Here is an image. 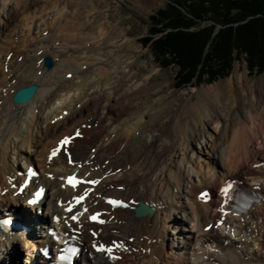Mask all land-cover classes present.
<instances>
[{
	"label": "bare ground",
	"instance_id": "1",
	"mask_svg": "<svg viewBox=\"0 0 264 264\" xmlns=\"http://www.w3.org/2000/svg\"><path fill=\"white\" fill-rule=\"evenodd\" d=\"M1 1L3 15L7 16L0 18V126L5 125L0 140V190L6 189V196L1 198L5 206L14 211L26 202L23 197L33 187L25 186L22 194L12 187L18 185L19 179L14 178V168L7 161L10 147L22 162L38 166L36 186L43 187L47 197L49 191H54L50 204L53 214L70 216L56 206L58 200L64 201L72 192L61 189L58 178L63 175L59 171L69 174L78 170L89 180H99L85 200V206L99 219L89 224L87 215L79 218L80 238L88 243L102 241L120 252V260L114 264H264V199L248 212L234 215L219 209L220 201L214 193H210L207 203L196 198L201 190L234 176L249 180L264 194V168L258 166L264 159V73L255 89L244 79L247 96L240 97L236 89L229 96L225 94L228 84L219 83L216 93L200 89L194 103L174 99L163 104L161 98L155 106L134 111L132 105L136 100L158 90L148 87L151 75L145 76L144 70L137 73L133 61H118L125 49L136 48L127 40L122 41L129 31H122V38L115 35L118 29L110 26L108 0ZM143 1L151 6L157 3ZM38 3L39 7L33 8ZM22 14L24 18H18ZM56 43L70 45L72 49L68 53L57 52L61 58L51 69L54 80H47L49 89L42 93L38 87L31 101L13 105L11 96L18 88L43 82L44 73L51 72L41 66V61L55 54L48 45ZM95 52L105 55L106 60L87 58ZM92 73L95 78L89 79ZM67 74L71 80L64 78ZM75 79H80V83ZM221 94L223 97H219ZM219 102L223 115L216 112ZM8 103L13 105V112L7 109ZM225 103L231 110L226 111ZM188 113L191 120L185 116ZM28 114L30 119L23 127ZM96 122L98 133L92 131V136L74 138L55 159L49 160L48 155L58 148L64 136L88 134ZM209 139H213L211 143ZM26 145L33 149L30 155L23 152ZM192 147L207 157L206 150H210L213 163L201 162V156H195ZM63 151L72 154V165L66 164ZM214 164L219 169L210 174ZM132 167H137V174L131 175ZM203 170L212 179L206 178ZM117 186H122V190L118 191ZM87 189L84 186L79 191ZM110 196L132 199L136 204L110 212L103 204ZM140 201L153 208L151 216H133V207ZM104 212L106 215L102 216ZM68 222L73 225L72 220ZM207 225L211 227L204 232ZM169 228L178 231L177 244L166 238ZM91 229L97 231V239L88 234ZM22 242L25 247L26 241ZM13 244L10 240L0 242V259L5 263H39L34 244L27 260L21 259L20 251L11 255L9 248H14ZM165 249L170 251L167 256ZM14 255L15 259H9ZM82 260L85 264H110L90 247Z\"/></svg>",
	"mask_w": 264,
	"mask_h": 264
},
{
	"label": "trees",
	"instance_id": "2",
	"mask_svg": "<svg viewBox=\"0 0 264 264\" xmlns=\"http://www.w3.org/2000/svg\"><path fill=\"white\" fill-rule=\"evenodd\" d=\"M156 15L144 44L170 57L162 66L175 62L178 87L227 77L234 51L264 70V0H174Z\"/></svg>",
	"mask_w": 264,
	"mask_h": 264
},
{
	"label": "rangeland",
	"instance_id": "3",
	"mask_svg": "<svg viewBox=\"0 0 264 264\" xmlns=\"http://www.w3.org/2000/svg\"><path fill=\"white\" fill-rule=\"evenodd\" d=\"M13 1L14 0H10V2H13ZM156 1H157L156 5L151 6L143 0H108L109 5L111 3L109 14H110V16H111L110 18H112V20L110 21V26H111V28L113 27L112 29H114V30L118 29L117 30L118 32L115 35L120 36V38H122L123 34L120 35L121 32L122 31H127V32L129 31L128 36L123 38L122 41L127 40V42L129 43L130 46H133L136 48V49L132 48V50H135V52L132 55L129 54L132 50L125 49V52L122 53V55H124V56L121 57V59H119L118 61H123V62L126 61L127 63L133 61L134 62L133 63L134 69L136 70L137 73L140 74L141 71L144 70V72H146L145 76L151 75V78L149 79V82H148V87L149 88L157 87L156 90H158L157 93L154 95L149 94L147 96L140 98L139 100H136L137 102L135 101L134 104L132 105V109L134 111H140V110H142L148 106L150 107L151 105L155 106L154 104L157 101H159L161 98H163V104L170 102L171 100H174V99L184 101V104L194 103L196 101L197 92L200 89H202V88L207 89L208 88L211 90V93H216V92H218L216 84H219V83H227L228 84V87L225 90V94H229V96H233L235 89L237 90V94H239L240 97L248 95V91L242 85L244 83V79H246L247 84H249L250 86L253 87V89H255V86L258 82V79H259L260 75L264 73V70L261 72H258L256 70V68H254L253 70H249L247 67L246 61L244 59L245 55L242 54V55L238 56V54L235 51L233 53L234 60L232 62V67H231L229 75L227 77L219 78L213 82L207 81V80H205L206 78L205 79L203 78V80L199 84L196 83L195 78H194L186 86L178 87L177 77H176V73L178 72V66L175 64V62L171 61V63L167 67L162 66L161 61L169 60L170 57L169 56H162L159 53L155 54V53H153V50L148 47V44L147 45L144 44V39L150 37L151 29L154 27V24L152 22L153 21L152 17H154V16L156 17L157 16L156 14L159 10H164V8L167 7V4L169 2H173L174 0H156ZM180 2L182 3V1H180ZM3 5L4 4L1 1L0 2V18L1 17H4V18L7 17L6 15H3L4 14ZM38 5H39V3L33 5L34 6L33 8L37 7ZM183 6H184L185 10L189 9L185 4H183ZM99 10H101V8H99ZM21 16L24 18V14H22L20 16L18 15V18H20ZM113 17L116 19L113 20ZM12 20L13 19H11V21ZM18 20H16V22ZM9 22H10V20L8 21V23ZM119 23H121V25H119ZM204 24L205 23H201L200 25L203 26ZM194 28H192V29H194ZM85 34H87V32ZM0 37H1V34H0ZM48 48L50 51L52 50L55 52V54H53V55L50 54V56H49L53 60V63L55 65L59 64V61L61 58L60 56L57 55V52L63 54L66 52L68 53L72 49L70 45L66 46V44H58V43L54 44L53 46H52V44H49ZM102 55H103L102 53H100V55H99L98 52H95V53H93V55L87 56V58L89 57L90 60L95 59L98 61L99 60L105 61L106 60L105 55H103V56ZM129 57H131L132 60H128L127 58H129ZM110 65H112V64H109L108 66H110ZM108 66H106V69L109 68ZM84 67L85 66H83L82 68L85 69ZM52 71H54V69L51 70V72L44 73V77H43L44 81L43 82L41 81L42 83L37 82L39 84V87L43 90L42 93H45L46 90L49 89L50 84H48L47 80L48 79L54 80V78H53L54 74ZM95 75L93 73L90 74L89 79H92V78L94 79ZM61 76H62V74H61ZM237 76L239 78H237ZM243 76H245V77L243 78ZM64 78L67 80H71V78H68V74L65 75ZM75 80L77 81V83H80V79H75ZM222 95L223 94H221V96H219V97H223ZM219 105H220V102L216 104V106H218V107H216V112L219 115H223V110L221 111L222 108ZM12 106L13 105L11 103L10 104L8 103V105H7V109L10 112H13ZM225 108H226V111H228V110H231L232 107L229 106L227 103H225ZM30 116L31 115L28 114L27 117L24 119L25 121L23 123V127L26 126V123L29 121ZM185 116L188 117L189 120L192 119L191 118L192 115L189 113L185 114ZM43 119H44V117L42 118V120ZM3 122H5V121H3ZM4 126H5L4 124L2 125V127L0 126V130H1L0 131V133H1L0 139L3 138V133L5 132ZM98 126H99V123L94 125L93 127H91L88 130L90 132V134L88 136H92L95 133H98L99 132ZM213 126H215V124ZM94 129H96V130H94ZM34 131H35V129H34ZM92 131H94L95 133H93ZM139 132H140V130H139ZM139 132L138 131L135 132V136H138ZM213 138H215V134H213ZM212 140L213 139H209L208 142L211 143ZM182 144L185 145V142L182 141ZM193 150L195 152V156L197 154H199V153H197L198 149L196 147H194ZM7 151L8 152H7L6 157H7V161H9L8 164L12 165L14 170H18L16 172L22 171L23 168L25 167L24 162H22L23 160L20 158H17V156L14 155L13 152L11 151L10 147L8 148ZM32 151H33V149L28 145L23 147V152L25 154H29V153L31 154ZM206 151L210 157L209 156L207 157L206 155H203V154H199L201 156L200 161L203 162V160H206L208 163L209 162L213 163V158H211V156H213V153L210 150H206ZM91 152H92V150H91ZM173 162L175 164V160ZM131 169L134 170V172H132L131 175L138 173L137 167L136 168L132 167ZM218 169H219V167H217L214 164V169H212V168L209 169L210 174H213ZM204 171L205 170H203V172ZM207 174H208L207 172H206V174L204 172L203 175L204 176L206 175L205 177L208 179H212L211 178L212 175L209 177ZM220 181L222 182V180H220ZM118 189H120V187H118ZM3 196H5V195H3ZM47 200H48V202L51 201L50 198H48ZM182 201L185 202V200H182ZM179 217H180V215H178V221L181 222L182 219ZM186 232L187 231H185V233ZM178 234L179 233L177 230H174L173 228H169L166 231V238L168 240L170 239L169 241H173V242H175V244H177L180 240ZM197 234H199V233L194 232V235L197 236ZM26 241L30 242V240H26ZM27 244L25 246L27 248L23 247L22 244H18V245L16 244L14 246V248L13 247L9 248V250L12 251L11 255H13L15 251L18 253V250H20L19 254H20V256L23 255L22 259L25 260L27 257L26 254L30 250L29 247L31 246L29 243H27ZM166 250L167 249H165V251ZM21 252L23 254H21ZM169 252L170 251L165 253L166 256L169 254ZM172 254H170V255H172ZM0 255H2V254L0 253ZM15 255H17V254H15ZM15 255L13 257H9V259H11V260L15 259V257H16ZM20 256H19V260H20ZM8 261L9 260H7V262ZM0 262H2L0 264H7V263H5L4 259H2V258L0 259ZM18 264H20V261Z\"/></svg>",
	"mask_w": 264,
	"mask_h": 264
},
{
	"label": "water",
	"instance_id": "4",
	"mask_svg": "<svg viewBox=\"0 0 264 264\" xmlns=\"http://www.w3.org/2000/svg\"><path fill=\"white\" fill-rule=\"evenodd\" d=\"M44 66L47 68V70H49L51 68L52 61L50 60V58L44 59ZM36 90H37V86L34 84H32L28 87H25V88H20L13 95L12 102L14 104H19V105L25 104L31 98H33ZM147 214L151 215L152 210L147 209L146 207L143 206V204H140L139 207L135 209V213H134V215L136 217L145 216Z\"/></svg>",
	"mask_w": 264,
	"mask_h": 264
},
{
	"label": "snow or ice",
	"instance_id": "5",
	"mask_svg": "<svg viewBox=\"0 0 264 264\" xmlns=\"http://www.w3.org/2000/svg\"><path fill=\"white\" fill-rule=\"evenodd\" d=\"M55 154V150H54V152H53V155ZM69 182L70 183H72V178H69ZM73 186H75L74 184H73ZM81 199H82V197H81ZM73 219H76V217H73ZM93 219H95V217H93ZM98 250H103V247L101 246V248L100 249H98ZM107 251H111V249H108Z\"/></svg>",
	"mask_w": 264,
	"mask_h": 264
}]
</instances>
